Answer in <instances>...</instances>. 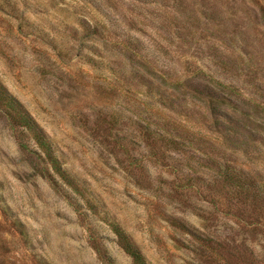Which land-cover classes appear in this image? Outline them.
Returning a JSON list of instances; mask_svg holds the SVG:
<instances>
[{
    "label": "rangeland",
    "instance_id": "1",
    "mask_svg": "<svg viewBox=\"0 0 264 264\" xmlns=\"http://www.w3.org/2000/svg\"><path fill=\"white\" fill-rule=\"evenodd\" d=\"M76 2L0 0V81L90 197L85 202L65 187L56 192L34 171L33 158L19 149L0 114V264H103L91 236L101 239L114 264H133L117 245L110 221L124 229L147 264H264L260 210L243 213L212 178L215 162H228L242 182L264 180V141L245 136V151L246 144L236 148L229 135L219 146L212 130L196 122L200 105L174 95L155 109L181 120L179 135L196 144L190 149L182 140L180 152L151 151L131 121L138 113L158 118L144 103L147 87L119 92L111 77L104 81L100 72L110 76L115 52L99 41L81 42L82 33L74 29L83 11ZM244 22L249 49L264 69V22ZM126 80L141 82L131 74ZM116 113L124 116L120 125L104 122ZM117 130L127 139L114 147L109 143Z\"/></svg>",
    "mask_w": 264,
    "mask_h": 264
},
{
    "label": "trees",
    "instance_id": "2",
    "mask_svg": "<svg viewBox=\"0 0 264 264\" xmlns=\"http://www.w3.org/2000/svg\"><path fill=\"white\" fill-rule=\"evenodd\" d=\"M76 1L83 13L79 27H73L74 32L82 33L81 42L99 41L115 52L113 60L108 62L112 64L110 76L100 72L104 81L111 77L119 92L146 86L148 94L144 103L153 111L157 110L154 104H166L174 95L197 102L202 115L196 122L212 130L219 146L225 145L229 135L235 138L236 148L245 143V151L249 150L245 136L264 141V84L259 79L264 69L257 65L256 55L249 49V39L244 36L246 18L255 27L263 25L264 0ZM129 74L141 82L126 80ZM0 114L19 149L33 158L37 174L46 178L56 192H62L65 187L89 202L86 188L65 169L49 136L1 81ZM156 114L158 118L138 113L131 120L139 136L151 143V151L174 148L180 152L186 143L190 149L194 148L196 141L179 135L176 129L181 120L159 110ZM113 119V125H120L124 116L116 113L104 122L112 124ZM236 126L245 133L238 132ZM126 139L117 130L109 144L125 145ZM227 163L215 162L213 186L220 188V193L229 197L235 207L241 206L243 213L258 209L263 219L264 180L244 183L237 169ZM188 180L196 181L193 177ZM185 186L194 187L195 182ZM73 203L78 208L83 206ZM172 224L183 229L176 220ZM109 226L117 245L132 263L147 264L124 229L113 221ZM247 228H253L252 224ZM89 244L103 264H114L99 237H89Z\"/></svg>",
    "mask_w": 264,
    "mask_h": 264
}]
</instances>
